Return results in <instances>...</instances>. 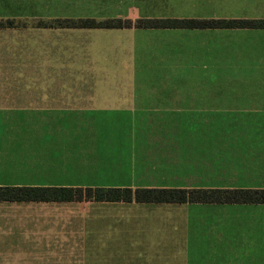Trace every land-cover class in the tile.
<instances>
[{
	"label": "crops",
	"instance_id": "0c3cea01",
	"mask_svg": "<svg viewBox=\"0 0 264 264\" xmlns=\"http://www.w3.org/2000/svg\"><path fill=\"white\" fill-rule=\"evenodd\" d=\"M146 1L0 0V20L28 21L0 27V119H42L49 126L68 119L202 120L189 135H201L197 150L208 185L109 188L264 189V29L70 28L88 29L86 39L73 41L60 22L67 7L129 6L116 17L158 18L163 14L138 9L157 4L181 8L169 17L264 20V0ZM22 87L30 94L27 107L18 102ZM48 131L49 143L28 157L30 167L43 166L52 144L66 143L60 126ZM20 165L0 164V186H44V169H33V181L24 182ZM187 210L188 264H264V204L188 203ZM18 221L17 208L0 209V243H9L11 257L19 254L21 236L38 247L50 238L48 222Z\"/></svg>",
	"mask_w": 264,
	"mask_h": 264
},
{
	"label": "rangeland",
	"instance_id": "374dc122",
	"mask_svg": "<svg viewBox=\"0 0 264 264\" xmlns=\"http://www.w3.org/2000/svg\"><path fill=\"white\" fill-rule=\"evenodd\" d=\"M161 1L148 0L146 3ZM158 5L138 7L144 14H163L158 18L137 17L134 12L130 14L131 18L116 17L128 13L129 6L67 7L61 8V13L70 20H95L97 24L110 19L132 20L133 23L144 19H192L169 17L168 14L173 15L181 8ZM19 11L22 12L18 13L20 15L27 13L26 8H19ZM2 21L17 25L28 22L21 17ZM78 31L82 33H74ZM87 31L68 28V39L83 41L88 37ZM22 89L25 87L19 88L18 102L27 107L30 94ZM135 93H139V88ZM183 99L179 97L178 101ZM201 121L155 118L51 120L52 127L60 126L61 138L65 137L66 143L61 141L64 145L61 148L52 144L49 159L40 161L43 166L30 167L28 157L42 152L40 149L49 143L48 130L52 128L49 121L0 119V164L13 162L20 165L23 161L20 170L26 172L25 180L22 178L24 182L33 181V169H44L39 177L45 181L41 183L43 187L86 189L94 188L92 184L105 185V188L112 185L203 187L209 182H203L201 151L197 150L201 148V135L197 130L194 135H189L190 127H200ZM6 157L12 158L3 161ZM0 169L5 171V167ZM10 207L18 209L20 226L48 222L50 238L41 241L42 247H38L21 236L19 254L13 257L9 243H0V264H188L185 246L189 218L192 217V212L190 215L187 210L188 203L0 202V209ZM5 245L9 246L3 247ZM177 245L181 248L177 249Z\"/></svg>",
	"mask_w": 264,
	"mask_h": 264
},
{
	"label": "trees",
	"instance_id": "16d2710c",
	"mask_svg": "<svg viewBox=\"0 0 264 264\" xmlns=\"http://www.w3.org/2000/svg\"><path fill=\"white\" fill-rule=\"evenodd\" d=\"M68 28H261L264 20L230 19H144L136 23L110 19L97 24L95 20H60ZM12 22L0 20V27ZM97 201L126 203H218V204H264V189H183V188H74L38 186H0V201Z\"/></svg>",
	"mask_w": 264,
	"mask_h": 264
}]
</instances>
